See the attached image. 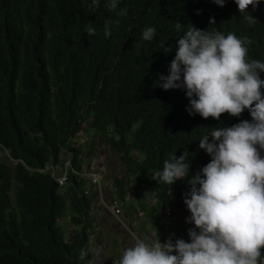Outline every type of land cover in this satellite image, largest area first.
Instances as JSON below:
<instances>
[{
    "label": "trees",
    "instance_id": "obj_1",
    "mask_svg": "<svg viewBox=\"0 0 264 264\" xmlns=\"http://www.w3.org/2000/svg\"><path fill=\"white\" fill-rule=\"evenodd\" d=\"M88 3L0 0V264L94 261L95 195H85L89 180L78 175L86 164L75 141L81 133L102 136L118 153L126 173L112 181L114 200L128 217L142 213L143 227L165 242V214L190 185L186 179L158 184L152 174L172 153L187 150L195 175L210 161L199 149L203 134L251 120L247 110L240 117L224 113L219 121L191 116L184 90L155 84L168 74L177 39L191 24L248 38V56L264 61V0L244 14L257 20L253 25L234 0L223 7L213 0H120L115 11L102 0L95 13ZM107 20L111 35L105 37ZM89 26L96 29L92 36L85 33ZM147 27L156 29L152 41L141 39ZM164 44L172 51L165 53ZM65 157L73 170L61 187L48 168L64 171ZM65 219L74 225L70 234ZM81 249L89 250L84 260Z\"/></svg>",
    "mask_w": 264,
    "mask_h": 264
},
{
    "label": "clouds",
    "instance_id": "obj_2",
    "mask_svg": "<svg viewBox=\"0 0 264 264\" xmlns=\"http://www.w3.org/2000/svg\"><path fill=\"white\" fill-rule=\"evenodd\" d=\"M213 2L223 7L226 0ZM101 3L89 0V12L95 13ZM119 3L103 0L109 11H115ZM234 3L249 25L257 22L251 14H244L249 5L255 9L262 0ZM126 13L127 9H122L118 15ZM111 24L110 20L104 23L105 37L111 35ZM211 24H216L214 18ZM85 33L92 36L96 29L89 26ZM155 33V28L147 27L141 39L152 41ZM251 43L235 33L201 30L192 24L177 39L168 74H160L155 86L184 90L189 101L186 111L191 116L219 121L224 113L240 117L247 110L251 120L211 128L203 134L199 149L210 161L195 175L190 176L187 150L179 157L172 153L162 169L152 174L158 184L171 187L186 179L190 185L183 195L190 213L185 220L192 225L187 229L189 239H173L175 234L165 242L136 239L113 264H264V79L260 75L264 61L248 56ZM161 49L172 51L165 44ZM88 254V249H81L79 257L84 260Z\"/></svg>",
    "mask_w": 264,
    "mask_h": 264
},
{
    "label": "rangeland",
    "instance_id": "obj_3",
    "mask_svg": "<svg viewBox=\"0 0 264 264\" xmlns=\"http://www.w3.org/2000/svg\"><path fill=\"white\" fill-rule=\"evenodd\" d=\"M76 145L81 147L85 156L84 168L93 166H102L106 173L102 185H113L114 178H121L126 173V168L120 159V156L106 142L102 136H94L91 131L83 132L76 138ZM89 153L92 157H86ZM4 158V155H2ZM71 161L70 157H65ZM64 161V160H63ZM57 174L61 173V168L57 169ZM104 194V193H103ZM95 196V213L93 216V228L91 230V245L94 254V264H113V260L119 258L125 248L131 246L136 239H144L146 242L164 239L162 235L152 232L150 228L145 229L147 221L142 213H136L135 216L128 217L123 209V215L116 217L109 211L113 193L111 189L106 195ZM173 210L176 217L189 215L186 205L182 198L173 199ZM62 225L68 234L74 230V225L70 219L62 221ZM152 236V237H151ZM99 252V255L96 253Z\"/></svg>",
    "mask_w": 264,
    "mask_h": 264
},
{
    "label": "built area",
    "instance_id": "obj_4",
    "mask_svg": "<svg viewBox=\"0 0 264 264\" xmlns=\"http://www.w3.org/2000/svg\"><path fill=\"white\" fill-rule=\"evenodd\" d=\"M50 169H53L52 175H54L55 179L59 183L61 187H64L66 183L68 182V175L67 173L69 170H73V164L72 161H68L64 171L61 173L57 174V169L55 167H50L48 168V171L50 172ZM75 174V170L73 171ZM78 175L83 176L84 178H87L89 180V189L85 192V195H90L91 190L94 188H99L102 186V182L104 179V168L100 166H93L92 169L88 168L83 170L81 174L78 173ZM110 210L113 212L114 216L116 217H121L123 215V208L121 204L113 200L112 205L110 207ZM166 217V224L164 226V232L168 235V238L170 235L175 234L173 239L176 238H183L185 240H188V235H187V226L184 225L186 220L184 216H178L176 217V214L174 211H168L165 214Z\"/></svg>",
    "mask_w": 264,
    "mask_h": 264
},
{
    "label": "crops",
    "instance_id": "obj_5",
    "mask_svg": "<svg viewBox=\"0 0 264 264\" xmlns=\"http://www.w3.org/2000/svg\"><path fill=\"white\" fill-rule=\"evenodd\" d=\"M104 173H106V170H104ZM111 189V192L113 193L114 191V188L113 186L109 185V184H105V185H102L100 188H95L92 190V193L97 196H101L103 193V195H106L107 194V191ZM114 198V197H113ZM110 211V210H109ZM113 215V214H112ZM153 242V241H152Z\"/></svg>",
    "mask_w": 264,
    "mask_h": 264
}]
</instances>
